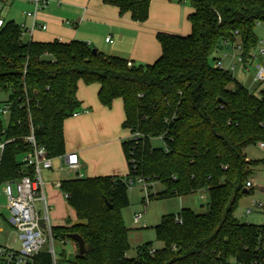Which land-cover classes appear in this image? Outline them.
I'll return each mask as SVG.
<instances>
[{
  "label": "trees",
  "instance_id": "trees-1",
  "mask_svg": "<svg viewBox=\"0 0 264 264\" xmlns=\"http://www.w3.org/2000/svg\"><path fill=\"white\" fill-rule=\"evenodd\" d=\"M102 1L145 22L152 0ZM170 1L189 3L191 31L158 32L162 53L153 63L129 65L128 59L94 52L81 40L26 42L14 19H5L0 29V106L13 104L5 134L0 117V139L28 135L33 124L38 143L52 158L65 154L64 123L84 110L77 96L80 81L99 84L98 98L106 107L121 98L122 127L134 135L122 142L127 175L61 182L78 220L54 226V235L71 239L79 234L86 253L80 255L79 247L74 258L62 252L60 264H250L254 258L261 225L239 222L235 211L253 189L246 183L258 162L244 149L264 141V90L257 94L214 67L212 56L238 35L245 57L251 55L259 42L255 27L264 26V0ZM157 137L164 147L152 146ZM27 151L23 139L6 144L0 183L32 173L22 161ZM137 177L165 186L152 197L207 189L210 200L206 212L184 207L178 216L164 215L154 226L163 246L155 249L145 242L128 257L130 229L122 210L130 203L127 180ZM40 259L51 262L45 252Z\"/></svg>",
  "mask_w": 264,
  "mask_h": 264
},
{
  "label": "crops",
  "instance_id": "crops-1",
  "mask_svg": "<svg viewBox=\"0 0 264 264\" xmlns=\"http://www.w3.org/2000/svg\"><path fill=\"white\" fill-rule=\"evenodd\" d=\"M14 1L15 0H12L9 5H12ZM22 1L28 5L22 12V22L30 25L31 20L25 17L24 12L30 10L32 5L29 0ZM57 1L58 0H52L48 6L38 14L41 23L48 24L44 12L50 5L54 4L61 7L66 4V0H62L61 2ZM86 1V6L80 8L82 17L78 21L67 20L64 22L68 25L77 27L83 19L90 20L91 18L103 16L102 19L104 20L106 26L105 30L107 32L105 42L116 44L111 48V54L108 55L120 56L128 59L132 63H153L160 57L162 48L156 37L158 32L164 31L187 35L191 31L188 14L191 13L192 8L189 3L180 4L170 0H152L148 19L145 22H136L131 19L129 14L121 15L116 6L105 4L102 0ZM88 22L94 23L93 21ZM42 31L45 30H36L31 38L25 36L24 41H41L36 39V35L38 32ZM109 36L112 37V42L106 41V38ZM115 37H117V42ZM52 38L61 41L81 40L92 46V43L85 39L74 38L71 40H62L61 36L57 38L56 35H53ZM54 39L47 41H52ZM98 91L99 84L97 83L86 85L83 81L79 82L77 96L82 103V109L85 111L73 116L75 118L74 122L67 121L66 119L64 123L65 154L75 152L79 155L81 163L80 172L83 174L82 177L114 174L125 176L127 175L124 170L125 164L128 165V163H126L127 160L122 142L130 138L131 133L129 131L130 136L127 138L121 135L120 125L122 126V122L125 118L124 111L123 113L121 112V116L118 115L114 117V113H112L111 109L100 103ZM116 106H119L118 102ZM64 166L65 158L56 157L53 158L52 168L43 172V178L46 182L45 192L48 205L49 203L51 205L53 202H61L63 197H65L64 192L54 185L55 182L72 179L66 177L62 173H75L77 177L76 172L66 171L64 170ZM85 173H87L86 176ZM57 196H60L61 200H59ZM51 207L53 208L52 205ZM51 207L50 211L52 209ZM77 220L78 219L73 222L68 218L58 226H63L68 223L72 224L77 222ZM129 235L130 230L128 237ZM142 244L143 243L138 246Z\"/></svg>",
  "mask_w": 264,
  "mask_h": 264
},
{
  "label": "rangeland",
  "instance_id": "rangeland-1",
  "mask_svg": "<svg viewBox=\"0 0 264 264\" xmlns=\"http://www.w3.org/2000/svg\"><path fill=\"white\" fill-rule=\"evenodd\" d=\"M86 4V0H66V4L61 7L54 4L50 5L44 12L46 14L48 28L45 31L38 32L36 39L47 41L54 39L55 37L52 38L53 35H56L57 38H60L61 36L62 40H71L74 38L85 39L92 43V47L98 48L97 50L107 55L111 54V48H113L116 44H109L105 42L107 32L105 30L106 26L104 20L102 19L103 16L91 18L90 20L83 19L77 27L68 25L64 22L67 20L78 21L82 17L80 8L86 6ZM27 7L28 5L22 0H15L12 5H7V7L4 8L2 16L6 19H14L18 23H21L23 21L22 12ZM88 21H93L94 23L92 24ZM255 33L259 39L257 49L264 47V26L261 22L256 25ZM115 38L117 42V37ZM220 54L221 53H219V55ZM216 56H218V53L212 57ZM257 64L264 65V57H258L249 61L246 64V68L244 66L238 67L232 75L238 82L242 83L249 89H256V93L259 94L263 85L258 86V84H256L253 80ZM1 97L5 98L4 95ZM117 102L119 103L118 107L116 106ZM108 108L111 109L112 113H114V117H117L118 115L121 116V112L123 113L124 111L122 99L116 98L113 101L112 106ZM74 119L75 118L71 116L67 119V121L74 122ZM120 131L124 138L130 136L129 130L124 129L121 125ZM151 144L153 147L165 146V142L161 137L152 138ZM244 153L248 159L257 161L258 163L253 167L252 176L249 178V180L253 183L252 192L244 194L241 197L239 205L235 211V217L241 223H250L254 225L264 224V150L259 147L258 144H252L244 149ZM125 165L124 170L127 174L129 168L127 164ZM62 174L70 178L76 177L75 173ZM86 175L87 173H85V176ZM163 190H165V186L160 182H153V184H151L149 188L150 196L140 183H136L129 188L128 196L130 203L129 206L122 210L124 222L130 229V248L127 252L128 257L136 256L137 246L146 241H151L154 248H161L163 246V243L156 238L154 226L161 222L164 215L173 214L178 216L181 209L184 207L191 208L198 213L206 212L207 210L208 202L210 200V194L207 189L198 190L185 196L175 195L166 198H156L151 196V194H156ZM57 197L61 200L60 196ZM255 201L261 202L263 206L261 208L256 207L254 205ZM6 202V198L3 195H0V214L3 213L5 217H8L10 212L5 207ZM51 205L49 203V206L52 208L50 211L52 225L58 226L68 218H70L73 222L76 221L77 215L73 207L69 204L67 197H63L61 202H53ZM248 208H252L253 211L247 213L246 210ZM137 213L143 214V218L139 223H135L134 221V216ZM0 227L3 228V232H0V240L2 243H7L11 228L7 222L1 218ZM14 236V233H11L9 239L11 244H14ZM15 246H19V242H16ZM55 248L58 253L65 252L69 258H74L76 255V250L72 242L64 245L63 243L56 241Z\"/></svg>",
  "mask_w": 264,
  "mask_h": 264
},
{
  "label": "built area",
  "instance_id": "built-area-1",
  "mask_svg": "<svg viewBox=\"0 0 264 264\" xmlns=\"http://www.w3.org/2000/svg\"><path fill=\"white\" fill-rule=\"evenodd\" d=\"M11 1L12 0H0V29L5 24L2 11ZM51 1L52 0H29L32 8L25 11L24 15L31 20V24L19 23L23 40L25 36L31 38L36 30L47 29V24L40 22L38 14L43 11ZM61 1L62 0H58L57 2ZM236 33L238 34V32ZM106 41L112 42V37H107ZM224 46V48L218 50V56L214 57L213 65L231 74L240 66L246 68V64L249 61L258 57H264V47L257 49V45L255 49L252 50L251 55L246 58L244 45L239 35L233 41H224ZM219 53L221 54L219 55ZM129 65H131V62H129ZM253 80L258 86L263 85L262 90H264V65H256ZM12 106L13 104L11 102H3L0 106V117L5 127L3 130L4 134L11 121ZM84 111L85 110L82 112ZM80 113L81 112H75L73 116ZM137 135L139 134L137 133L136 136ZM131 136L134 135L131 134ZM17 139H23L29 146V151L23 154L22 161L32 170V173L23 174L18 178L0 183V195L6 198L7 202L5 207L10 212L8 217H5V215L1 213L0 218L4 219L11 228V232L8 235V242L2 243L0 240V264H41L40 255L43 252L50 255L51 262L49 264H60V253H58L55 248V242L58 241L64 245L72 242L76 251L78 249V244L73 239L57 238L53 232L54 226L51 223L50 207L47 203L45 192L46 182L43 178V172L52 168L53 158L49 155L46 146L38 143L34 126L31 124L28 135L11 138L3 137L0 139V163L6 144ZM258 145L264 150V141L258 142ZM59 157L65 158L64 170L76 172L77 177L83 176L80 172L81 163L77 153H67ZM127 182L130 187L136 183L142 184L147 194L150 196L149 188L153 182L144 177L129 178ZM54 185L61 188V182H55ZM246 187H253L252 181H248ZM64 195L65 197L68 196L66 193H64ZM254 205L259 208L263 206L262 203L258 201H255ZM252 211V208L246 210L247 213ZM142 218V213L135 214V223H139ZM179 221L181 222V220ZM260 225L255 255L250 264H264V224ZM0 232H3L2 227H0ZM11 233L15 235L14 244L9 242ZM16 242H19V246H15ZM233 263L237 264L236 262Z\"/></svg>",
  "mask_w": 264,
  "mask_h": 264
},
{
  "label": "water",
  "instance_id": "water-1",
  "mask_svg": "<svg viewBox=\"0 0 264 264\" xmlns=\"http://www.w3.org/2000/svg\"><path fill=\"white\" fill-rule=\"evenodd\" d=\"M93 51L95 52L96 49L94 48ZM70 238L77 242L79 247V254L84 255L86 253V245L83 238L79 234H72L70 235Z\"/></svg>",
  "mask_w": 264,
  "mask_h": 264
}]
</instances>
